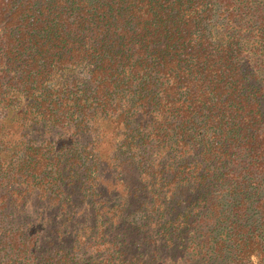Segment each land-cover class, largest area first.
Masks as SVG:
<instances>
[{"label": "trees", "instance_id": "trees-1", "mask_svg": "<svg viewBox=\"0 0 264 264\" xmlns=\"http://www.w3.org/2000/svg\"><path fill=\"white\" fill-rule=\"evenodd\" d=\"M0 264H264V0H0Z\"/></svg>", "mask_w": 264, "mask_h": 264}]
</instances>
